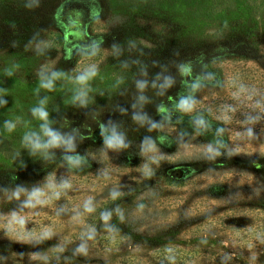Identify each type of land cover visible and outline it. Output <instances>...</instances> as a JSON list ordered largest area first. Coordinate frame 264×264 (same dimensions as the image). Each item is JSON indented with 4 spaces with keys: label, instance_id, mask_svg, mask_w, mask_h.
Segmentation results:
<instances>
[{
    "label": "rangeland",
    "instance_id": "1",
    "mask_svg": "<svg viewBox=\"0 0 264 264\" xmlns=\"http://www.w3.org/2000/svg\"><path fill=\"white\" fill-rule=\"evenodd\" d=\"M39 107L71 147L0 148V264H264V0H0V147Z\"/></svg>",
    "mask_w": 264,
    "mask_h": 264
},
{
    "label": "clouds",
    "instance_id": "2",
    "mask_svg": "<svg viewBox=\"0 0 264 264\" xmlns=\"http://www.w3.org/2000/svg\"><path fill=\"white\" fill-rule=\"evenodd\" d=\"M95 73V69L93 68L91 71H87L84 74L78 75L76 77V80L78 83L84 84L90 77L94 76ZM59 75V73H52V78L47 79V80H41V84L40 86L42 88L51 90L53 88V79H55L57 76ZM84 96V93L81 92L79 93L77 96L73 97V101L79 100V103L81 104V106L84 105L85 100L82 99L81 97ZM43 104V101H41V105ZM194 106V102L192 101H181L179 107L183 110V111H191L192 107ZM33 114L38 116V118L43 121L41 128L43 130V133L46 137H48V140L46 142L41 143L39 141V139H31L29 138L28 135H25L24 140L28 141L31 145V150L33 153L37 152V151H41L44 152V150L49 149V148H55V147H59L62 144H67V146L70 148L71 147V141H64L58 134L54 133L53 131H51L48 127V112L43 108V107H39V108H35L32 110ZM13 125L11 123L6 124V128L8 131H12L13 129ZM153 127H155V125H153ZM107 130L101 126L100 129V134L101 136L104 138V146L107 149H118V148H123L126 147V145L123 142L122 137L118 136L115 131L113 130L111 135H107L106 134ZM249 135H251V129H249ZM33 136H35V134H33ZM214 155H218V152H214ZM78 162V161H77ZM71 163V161H70ZM52 181L47 184V187L52 186ZM62 187H68V184H63L61 185ZM24 192V189L18 188L13 195L16 197H19L21 195V193ZM43 193V191L41 189H34L31 192H27L26 196L27 199L25 201V206H28L30 203V200L32 197L41 195ZM111 197L113 199H115L118 195H120V193L116 192V191H112L110 193ZM138 207L143 208L144 205L141 204ZM83 208L84 211L87 213H92L94 211V207L91 204V198L85 200L84 204H83ZM119 211V209H117V212ZM111 212H101L100 213V219L104 222V225L107 229V232L111 233V232H118V229L115 228V226L110 225L108 222L111 219ZM120 221H123L124 216L123 213H120L118 216ZM95 237V228L94 227H89L87 229L86 232H81L80 235V239L83 241L85 238L87 241H92L94 240ZM88 251V245L84 242H81L77 245L75 252L77 254H87ZM170 251V249H169ZM169 261L174 260V257L169 256L168 257Z\"/></svg>",
    "mask_w": 264,
    "mask_h": 264
},
{
    "label": "trees",
    "instance_id": "3",
    "mask_svg": "<svg viewBox=\"0 0 264 264\" xmlns=\"http://www.w3.org/2000/svg\"><path fill=\"white\" fill-rule=\"evenodd\" d=\"M63 40V39H62ZM201 67V66H200ZM199 72V71H198ZM1 140V139H0ZM41 143H43L42 141H40ZM2 146V145H1ZM1 148V150L3 151H5L6 152V154H8V156H13L12 154H19V155H17V156H21L22 158H34L35 156H36V154H34L29 148L30 147H28V148H25L24 149V151H20V153H16V152H14V151H12L11 149H9L6 145H5V143H3V147H0ZM3 151V152H4ZM40 154H42V152L40 153ZM15 157V156H14ZM13 158V157H12ZM19 176H15V177H13V178H15V179H13V181L14 180H16L17 178H18ZM8 180H11L10 179V177L8 178Z\"/></svg>",
    "mask_w": 264,
    "mask_h": 264
}]
</instances>
